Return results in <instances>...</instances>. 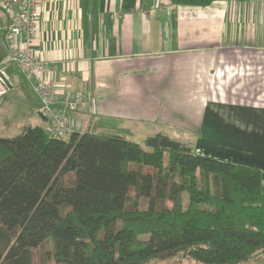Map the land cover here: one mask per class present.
Listing matches in <instances>:
<instances>
[{
  "label": "trees",
  "instance_id": "trees-1",
  "mask_svg": "<svg viewBox=\"0 0 264 264\" xmlns=\"http://www.w3.org/2000/svg\"><path fill=\"white\" fill-rule=\"evenodd\" d=\"M262 181L259 168L164 133L143 146L116 133L51 137L29 125L0 136V264H33L47 238L53 247L41 264H144L180 252L237 264L264 253Z\"/></svg>",
  "mask_w": 264,
  "mask_h": 264
},
{
  "label": "crops",
  "instance_id": "crops-1",
  "mask_svg": "<svg viewBox=\"0 0 264 264\" xmlns=\"http://www.w3.org/2000/svg\"><path fill=\"white\" fill-rule=\"evenodd\" d=\"M38 8L35 37L23 32L19 42L54 63L66 90L92 95L91 110L69 112L81 129L99 115L103 132H134L137 142L164 133L261 169L264 188V0H38ZM4 12L0 34L10 26ZM41 120L34 125L46 128Z\"/></svg>",
  "mask_w": 264,
  "mask_h": 264
},
{
  "label": "built area",
  "instance_id": "built-area-1",
  "mask_svg": "<svg viewBox=\"0 0 264 264\" xmlns=\"http://www.w3.org/2000/svg\"><path fill=\"white\" fill-rule=\"evenodd\" d=\"M0 8L10 16L9 28L0 34V43L8 51L6 59L14 62L23 75L32 81L40 97L38 112L47 123V133L51 137H64L80 130L76 128V121L71 119L69 112L92 102L90 95L66 90L64 85L53 79L54 63L42 59L19 42L23 32L27 34L29 43L37 33L38 0H0Z\"/></svg>",
  "mask_w": 264,
  "mask_h": 264
},
{
  "label": "rangeland",
  "instance_id": "rangeland-1",
  "mask_svg": "<svg viewBox=\"0 0 264 264\" xmlns=\"http://www.w3.org/2000/svg\"><path fill=\"white\" fill-rule=\"evenodd\" d=\"M1 9V8H0ZM3 15V21H5L7 14L3 9L0 10V18ZM4 69V75L7 78L9 84L2 81L0 88V136H14L18 134L22 128L36 124V121H42L41 115L37 114L36 110L40 105V99L37 93L34 90L32 81L27 79L23 73L19 70L18 66L10 61L5 59L1 65V69ZM73 92H81L85 95H88V92L82 90H75ZM90 95V94H89ZM92 95H90L91 97ZM92 99V97H91ZM90 102H88L83 108L77 111H85L90 107ZM90 109V108H89ZM91 110V109H90ZM74 111V112H77ZM93 112V110H92ZM94 113V112H93ZM70 116V115H69ZM40 117V118H39ZM92 125L91 131L94 132H103L100 126L101 116L92 115ZM76 121V128L80 129L78 131H85L81 126H85V123L81 124L78 120ZM95 122L97 123L95 126ZM6 125V128H5ZM45 128V127H44ZM66 134L65 136H67ZM125 136V135H124ZM128 136V137H127ZM125 136L126 138L133 140L137 137V134L134 132H129ZM146 140V139H145ZM194 140V139H192ZM135 141V139L133 140ZM137 142V141H136ZM183 142V141H182ZM143 146H145V141H139ZM146 149H149L146 147ZM135 167V165H133ZM169 206L171 203L168 202ZM53 247L52 239L47 238L43 246H39L33 250V264H41L43 257L47 251H51ZM144 264H208L199 261L191 255H186L183 252H180L176 255L167 257V258H158L153 257L148 259ZM237 264H264V254L255 256L249 260L239 262Z\"/></svg>",
  "mask_w": 264,
  "mask_h": 264
},
{
  "label": "water",
  "instance_id": "water-1",
  "mask_svg": "<svg viewBox=\"0 0 264 264\" xmlns=\"http://www.w3.org/2000/svg\"><path fill=\"white\" fill-rule=\"evenodd\" d=\"M8 56V51L5 47V45L3 43H0V79L4 82L9 84L7 78L4 75L3 70L1 69V65L4 62V60L7 58Z\"/></svg>",
  "mask_w": 264,
  "mask_h": 264
}]
</instances>
